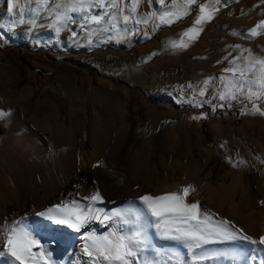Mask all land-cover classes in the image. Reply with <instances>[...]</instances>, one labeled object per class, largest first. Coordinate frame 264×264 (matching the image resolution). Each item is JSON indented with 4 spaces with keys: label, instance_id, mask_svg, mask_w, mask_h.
Wrapping results in <instances>:
<instances>
[{
    "label": "rangeland",
    "instance_id": "1",
    "mask_svg": "<svg viewBox=\"0 0 264 264\" xmlns=\"http://www.w3.org/2000/svg\"><path fill=\"white\" fill-rule=\"evenodd\" d=\"M16 2L17 7L12 8V0H0V27H5V31H0L1 109L24 111L26 122L37 128H43L48 121L62 126L64 131L69 129L71 147L94 162L92 168L81 163L77 168L81 174L90 175L95 165L104 160L107 164L116 160L117 168L135 173V161L141 155L146 160L139 163L136 173L146 187H159L165 182L193 185L196 178L187 172L196 164L201 178L211 172L213 186L224 181L226 185L231 183L228 169L233 170L237 161L225 151L223 137L210 127L220 123L237 132L249 125L254 136L264 127V96L253 98L259 111L253 109L246 95L237 94L235 100L219 99L228 82L220 77L232 78L233 74L224 69L233 67V60L241 68L252 65L249 79L260 71L261 65L255 61L264 58V0H220L219 4L215 0H198L188 15L154 31L152 24H159V20L148 24H135L134 20L153 11L160 14L178 10L184 0H176L175 5L170 0H165V4L142 0L133 22L125 24L121 18L116 28L107 23L84 24L80 13H69L75 22L57 21L69 0ZM124 3L130 4L131 0ZM203 3L218 9L213 19L200 26L202 31L187 48L173 49L169 40L178 41L193 26L199 4ZM89 11L99 14L104 9L93 7ZM21 14L25 23L18 22ZM31 20H35V25ZM253 29L256 35H252ZM112 101L126 106V117L110 112ZM166 106L182 123L180 131L159 120V113ZM99 115L104 121H114L127 137L118 156L110 154L109 146L92 143ZM41 132L45 137L52 135L50 130ZM3 134L0 124V136ZM235 138L240 148H247V138ZM200 146L217 149L218 153L211 160H204ZM249 156V166L255 169L260 160L253 151ZM175 173L181 176L172 175ZM251 173L244 182L249 191L243 193L238 187L234 202L240 205L243 215L251 214L250 221L261 227L259 212L264 209V188ZM262 178L264 181V165ZM102 182L110 197V179L106 176ZM22 205L23 200H13L4 207L11 215ZM224 209L222 215L229 213ZM181 255L191 261L186 249ZM158 264H175V257L163 254ZM202 264L224 263L212 259ZM255 264H259L258 258Z\"/></svg>",
    "mask_w": 264,
    "mask_h": 264
},
{
    "label": "bare ground",
    "instance_id": "2",
    "mask_svg": "<svg viewBox=\"0 0 264 264\" xmlns=\"http://www.w3.org/2000/svg\"><path fill=\"white\" fill-rule=\"evenodd\" d=\"M109 110L113 114L127 116L125 105H118L112 101ZM0 112L7 113V115L0 117V124L4 129V134L0 136V225L5 222L10 224L12 221L26 216L27 222L31 224L34 230V234L43 244L49 246V250L53 253V259L61 262V264H73L74 261H78L77 253H80L83 243L81 236L85 232L95 229L97 234H102L107 229L93 223L88 228L76 232L67 225L54 224L49 220L36 216L35 213L44 211L61 201L71 199L87 203V201L82 200V197L93 190H99L104 198V203H98L96 206L104 208L106 211L127 206L142 209L147 213V207L139 199L141 196L164 195L173 191L183 195L182 189L187 187L181 182H165L159 187L143 186L137 179L136 173L139 163L146 160L141 155L136 158L135 173L117 168L116 160H113L112 164H107L104 160L95 165V170L90 175L81 174L77 171L81 163L92 168L94 162L83 152L77 153L78 151L75 152L71 147L73 140L69 129L64 131L62 126L52 125L48 121L45 122L43 128H37L26 122L24 111L18 113L14 111V108L7 111L0 108ZM102 118V115L97 118L95 139L93 138L92 143L107 145L110 147V154L118 156L127 137L122 132L121 127L115 124L114 121H104ZM159 120L163 125L165 124V126L176 132L182 126L178 117L167 106L159 113ZM42 129L52 131V135L45 137L41 132ZM210 129L215 134L223 137L225 151L231 155L234 162L237 161V165L233 170L228 169L231 183L226 185L224 181L217 186H213L211 172L205 178H201L199 176V166L196 164L192 170L187 172L188 175H192L196 179L192 181L193 185H191L194 191L187 195L186 200L189 203L198 201L202 209L215 213L217 219L229 220L246 234L258 238L264 235V209L259 212L262 228L257 227L250 221L251 214H242L241 207L234 202L233 195L238 187L243 193L249 191L250 187L247 188L248 184L245 185L244 182L251 172V175L256 177L258 182L261 180V185L264 188V181H262L264 127L261 126L256 136H254L249 125L243 126L237 132L223 127L220 123H213ZM83 136L84 133H82L81 140H83ZM236 136L247 138L246 149L239 147V144L235 141ZM199 150L203 154L204 160H211L218 153L217 149H205L202 146L199 147ZM250 151L255 152L260 160V163L255 164V169L251 165L249 166ZM181 163L184 165L185 161L183 160ZM172 175L181 176L177 173ZM106 176L111 181L110 197L105 183L102 182ZM13 200H23V205L21 210L15 209L10 215L4 206ZM224 208L230 214L222 215L221 210ZM148 217L154 222L155 218L151 217L150 213H148ZM149 234L153 245L160 252L149 251L146 252V256L155 261L156 264H158V260L162 261L163 254L170 258L174 257L169 250L178 249L180 253L184 250L178 242L160 237L155 227L149 229ZM241 243L223 241L204 247L227 251ZM244 246L248 247L247 245ZM9 259L8 257H0V264H9ZM82 259L86 260L87 257H82ZM214 259L215 262H223L224 264H232L233 262L229 256H219ZM141 264H143V258H141ZM248 264H253V262L249 260Z\"/></svg>",
    "mask_w": 264,
    "mask_h": 264
},
{
    "label": "snow or ice",
    "instance_id": "3",
    "mask_svg": "<svg viewBox=\"0 0 264 264\" xmlns=\"http://www.w3.org/2000/svg\"><path fill=\"white\" fill-rule=\"evenodd\" d=\"M141 2L142 0H131L130 4H126L124 0H69L65 12L58 14L56 20L68 19L75 22L69 13H80L84 24L107 23L112 28H116L121 18L125 24L133 22V16ZM147 2L152 4L153 0H147ZM159 3L165 4V0H159ZM170 3L175 5L176 0H170ZM219 3L220 0H215V4ZM121 4L124 6L121 7ZM196 4L198 0H184V5L178 10H168L160 14L153 11L135 19L134 23L148 24L150 21L159 20V24H152L154 31L160 25L172 24L175 20L188 15L193 10L192 6ZM165 6L168 7V5ZM16 7V0H12V8ZM57 7L60 5L58 4ZM93 7L104 9V11L92 14L89 9ZM125 9L128 10V14H125ZM216 11L218 9L210 4H199V14L194 19L193 26L185 30L178 41L169 40V45L173 49L187 48L189 42L202 31L200 26L211 21ZM18 22L25 23L23 14ZM29 22L35 25V20ZM59 30L57 28V31ZM144 34L148 35L147 32ZM256 34V30L253 29L252 35ZM73 35L75 36V33ZM232 63L233 67L224 69L233 74L232 78L229 80L227 77H220L221 81L228 82L225 84V91L220 92L219 99L221 101L235 100L237 94L246 95L247 99L253 103V109L259 111L253 98L264 96V58L255 61L261 65V68L252 79L248 77V73L252 71V65L241 68L235 60ZM237 73L239 76L236 75ZM207 83L206 80L205 84ZM253 85L256 86L255 91ZM200 95H204L203 89L200 90ZM4 115L7 113L0 112V117ZM191 191L194 189L188 185L182 189L183 195L173 191L164 195L141 196L139 199L148 210L145 213L142 209L127 206L106 211L96 206L98 203H104V198L99 190H93L82 197V200L87 203L77 199L61 201L35 215L54 224L67 225L76 232L88 228L93 223L107 229L102 234H97L96 230L92 229L81 236L83 243L80 253H77L79 259L73 264H141V258H143V264H156L146 256V252L149 251L160 252L153 245L149 234V229L152 227H155L160 237L178 242L191 255L189 262L182 258L178 249L169 250L175 257V264H202L203 261L219 256H229L234 264H248L249 260L255 264L259 257V264H264V235L254 238L229 220L217 219L215 213L202 209L198 201L187 202L186 197ZM148 213L155 218L154 222L149 219ZM223 241L242 243L227 251L204 247ZM81 254L87 259H82ZM0 257L10 258L9 264H61L53 259L49 246L43 244L34 234L26 216L10 224L5 222L0 225Z\"/></svg>",
    "mask_w": 264,
    "mask_h": 264
},
{
    "label": "crops",
    "instance_id": "4",
    "mask_svg": "<svg viewBox=\"0 0 264 264\" xmlns=\"http://www.w3.org/2000/svg\"><path fill=\"white\" fill-rule=\"evenodd\" d=\"M0 31H5V27H0Z\"/></svg>",
    "mask_w": 264,
    "mask_h": 264
}]
</instances>
